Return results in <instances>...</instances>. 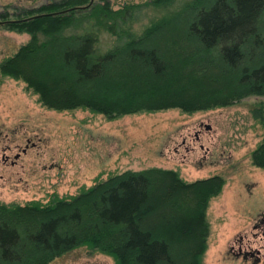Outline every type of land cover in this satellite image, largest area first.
Returning a JSON list of instances; mask_svg holds the SVG:
<instances>
[{"label":"trees","instance_id":"16d2710c","mask_svg":"<svg viewBox=\"0 0 264 264\" xmlns=\"http://www.w3.org/2000/svg\"><path fill=\"white\" fill-rule=\"evenodd\" d=\"M174 1L115 8L108 0H59L24 10L19 22L0 25L29 36L1 61L0 77L24 83L47 110L108 120L264 98V0H187L172 8ZM147 7L165 13L137 33ZM103 35L113 39L106 50ZM262 110L253 109L263 135L251 162L264 170ZM224 184L220 176L186 182L150 168L45 203H2L0 264H51L78 248L115 264H202L206 211Z\"/></svg>","mask_w":264,"mask_h":264},{"label":"rangeland","instance_id":"374dc122","mask_svg":"<svg viewBox=\"0 0 264 264\" xmlns=\"http://www.w3.org/2000/svg\"><path fill=\"white\" fill-rule=\"evenodd\" d=\"M56 1L0 0V11L13 20L18 12ZM108 1L119 8L151 0ZM185 1L175 0L172 8ZM164 13L145 8L133 30L140 32ZM28 40L27 34L0 28V63ZM112 43V37H101L102 49ZM259 106L264 118V98L249 96L230 107L205 112L187 114L173 109L108 120L84 110H47L24 83L0 77V204L45 203L54 195H75L83 187L126 171L172 170L186 182L220 176L225 184L206 211L209 235L202 264H252L231 255L230 247L237 246L235 240L242 236L244 245L264 246V238L251 234L253 219L264 213V170L251 162V152L263 135L262 124L253 113ZM198 131L196 143L193 136ZM27 139L34 146L23 154ZM205 150L212 156L200 165ZM51 264L115 263L105 254L78 248ZM257 264H264V257Z\"/></svg>","mask_w":264,"mask_h":264},{"label":"flooded vegetation","instance_id":"af4514ba","mask_svg":"<svg viewBox=\"0 0 264 264\" xmlns=\"http://www.w3.org/2000/svg\"><path fill=\"white\" fill-rule=\"evenodd\" d=\"M24 12V11H23ZM23 12H18L15 15V19L13 20H0V25L8 23V22H19L20 20H17V18H20L23 16ZM0 15L2 17H9L7 15L6 11H0ZM204 130H206L207 132L210 130L209 126H204ZM199 133H201L200 131L196 132L193 136L194 141L197 143L200 140L199 137ZM26 142V146L25 149L21 150V153H26V149L30 146H34V144L30 143V140L27 139L25 140ZM200 150H203V146L200 144L199 145ZM193 150V149H192ZM186 151H188V153H190L191 151L187 148ZM20 156V154H17V156L14 159H17ZM212 156V152H209V150H205L203 152V155L201 157V160L199 162L200 165H202L203 162L209 161L210 158ZM4 162H8V158H3ZM16 161H12L11 165L15 164ZM210 164V163H209ZM212 165V164H211ZM252 228L255 231H252L251 234L253 235V238H257L260 237L261 239L264 238V213H258V215L253 219V223H252ZM243 236L238 238L237 240H235V242L237 243V246H231L230 247V253L231 255H233L234 257H238L243 259V261L245 262H251L252 264H257L262 260L263 253H262V249L264 248V246L259 245L258 247H252V245L247 242L246 245H244L243 242Z\"/></svg>","mask_w":264,"mask_h":264},{"label":"water","instance_id":"95a60500","mask_svg":"<svg viewBox=\"0 0 264 264\" xmlns=\"http://www.w3.org/2000/svg\"><path fill=\"white\" fill-rule=\"evenodd\" d=\"M39 17V16H38ZM8 23H12V22H8Z\"/></svg>","mask_w":264,"mask_h":264}]
</instances>
